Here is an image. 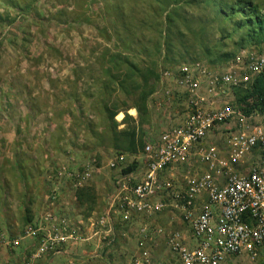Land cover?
I'll use <instances>...</instances> for the list:
<instances>
[{
    "label": "rangeland",
    "instance_id": "rangeland-1",
    "mask_svg": "<svg viewBox=\"0 0 264 264\" xmlns=\"http://www.w3.org/2000/svg\"><path fill=\"white\" fill-rule=\"evenodd\" d=\"M181 2L169 19L170 5L162 0H0V264H27L38 240L21 237L41 212L33 209L46 210L53 186L66 193L63 199H71L70 184L56 178L59 170L80 172L95 161L98 171L81 188L90 202L85 197L79 204L73 201L87 216L113 194L117 172L106 164L131 154L121 132L134 128V139L144 145L181 116V102L168 107L160 95L154 96L161 86V92H173L171 82L160 84L165 70L175 73L182 64H198L223 73L234 70L236 58L245 61L250 53H264V42L254 44L245 29L236 28L240 15L232 11L251 2L263 14L264 0ZM223 9L226 19L219 14ZM236 107L242 118L212 133L207 145L221 149L226 133L253 126L244 105L236 102ZM111 113L118 133L108 118ZM258 155L252 151L242 170ZM193 159L190 167L197 162ZM134 162L129 158L123 169L137 176L142 161L131 166ZM64 208L68 214L74 210ZM19 238L17 248L3 245ZM77 250L75 245L67 255ZM237 261L248 264L243 258L233 264Z\"/></svg>",
    "mask_w": 264,
    "mask_h": 264
},
{
    "label": "built area",
    "instance_id": "built-area-1",
    "mask_svg": "<svg viewBox=\"0 0 264 264\" xmlns=\"http://www.w3.org/2000/svg\"><path fill=\"white\" fill-rule=\"evenodd\" d=\"M243 58L245 61L236 58L231 65L234 70L223 73L198 64H182L175 73L165 70L160 84L171 82L173 92H161V86L154 96L160 95L168 107L173 101L181 102V116L172 114L179 118L156 139L144 142L137 155L142 161L139 176L122 174L125 155L111 159L106 168L117 172L115 193L105 210L87 226L58 211L61 200H66L58 184L53 186L46 198V210L27 224L21 237L38 240L27 264H35L44 256H61L67 244L96 240L100 246L113 238L117 222L130 225L142 217L160 215L172 207L170 203L184 232L163 228L151 231L142 226L138 230L139 252L131 264H233L239 258L248 264H264V126L260 123L264 108L249 114L248 119L254 122L251 128L242 126L226 133L223 148L207 145L212 133L234 118H242L234 90L250 86L264 68L263 52ZM254 150L259 152L258 158L242 170ZM193 158L198 165L188 173L181 171ZM95 171L96 163L91 160L80 172L59 170L56 178L67 180L75 201L74 193L88 184ZM158 237L164 238L170 255L164 263L152 259ZM3 245L17 248L20 238ZM100 257L96 252L94 258Z\"/></svg>",
    "mask_w": 264,
    "mask_h": 264
},
{
    "label": "crops",
    "instance_id": "crops-1",
    "mask_svg": "<svg viewBox=\"0 0 264 264\" xmlns=\"http://www.w3.org/2000/svg\"><path fill=\"white\" fill-rule=\"evenodd\" d=\"M140 153L134 155H128V156L125 154L123 155L127 157V161L129 158L132 161H135L134 163L131 164L132 166L133 164L135 165L137 163V160H141L137 157V155H139ZM196 164H192L191 167L189 165L182 166L180 170L185 173H188L190 172L189 169L192 170ZM141 168L139 169V172L141 171ZM129 174H132L135 178L139 176V174L137 176L135 175V171H130L125 175H129ZM40 179L39 178L34 179L37 182V184H39V187L41 183ZM39 187L37 186V188ZM37 191L38 190H36L34 193H36ZM114 193L115 190L113 191L111 197L114 195ZM65 194L66 193L64 192V195ZM109 198L110 197L106 199L104 198L103 203L101 202L102 206L100 208L99 207L96 209L91 208L90 209L91 211L87 216H83L81 209L82 207H80L78 204H75V202H73L72 199L66 201V203L61 202L59 204V211L60 212L64 211L67 214V216L70 219H72V221L74 222L80 221L84 223L85 226H87L92 218H94L96 215L100 214L105 210ZM39 201L35 200L36 202L35 204H38L36 207L40 206ZM201 201H199V204ZM46 205L47 204H45V206L43 205V207H46ZM68 205L72 206L74 209L72 214H68L69 208H64L65 206ZM170 206L172 207L160 215L154 217H142L141 219L135 220L130 225H124L117 222L114 225L113 238L100 244V246L98 245L96 240H92L90 243L78 244L77 249L79 250H77L78 252L77 251L73 252L74 254L72 257H70L71 255L68 256L67 254L73 251V246L63 250L61 256H57V257L44 256L38 262L40 264H70L71 261H73L74 264H131L133 258L139 252V243L141 240L138 238V230L142 226H146L149 230L151 229V231L154 228H163L171 232L173 231L174 232L180 231L182 233L184 232V225L179 219L177 210L173 208L174 207L173 204L170 203ZM42 209L43 208L41 206L38 209H33V210H38L42 212ZM41 212L38 215L33 216V219L31 221L35 220L37 216L41 214ZM155 244H157V247L151 253L153 261H159L163 263L169 261L170 255L167 253L165 249L164 238L158 237V239L155 241ZM96 252L100 254L102 253V256L99 259L94 258ZM65 255L66 257H64Z\"/></svg>",
    "mask_w": 264,
    "mask_h": 264
},
{
    "label": "trees",
    "instance_id": "trees-1",
    "mask_svg": "<svg viewBox=\"0 0 264 264\" xmlns=\"http://www.w3.org/2000/svg\"><path fill=\"white\" fill-rule=\"evenodd\" d=\"M163 2L164 3L167 2L166 4L170 5L167 8V10H169L168 12L169 19L172 18L171 16H173L174 13H176V8L173 7H176L177 4L182 3L181 0H162V3ZM237 6L239 11L236 10L235 8L236 6L232 8L233 9L232 11L237 12L236 15H240V19L237 22L236 28H238L239 30L245 29L246 37L249 38V40L252 41V43L260 44L264 42V12L263 14H260L258 7L256 5H253L251 2H242ZM219 14L221 16V19H226L227 12L224 9L221 10ZM167 49L169 50V48H166V50ZM224 57L229 58L230 55L225 54ZM234 94H235V101L238 104L244 105L245 107L244 110L246 115H248L249 113H251L253 110L256 109L262 110L264 108V68L262 72L254 79L249 89L240 92L238 91L236 93L234 92ZM140 101L142 103L143 111H146L145 98L142 97ZM115 116H116L115 113H111L108 115V118L113 123L114 133H118L116 132V123L114 122ZM125 119H129V118H126L125 116ZM128 131L129 130H125L124 132H121V134L125 136L126 139L129 140L128 142H126L125 145L126 150L131 152L130 155L140 153L143 148V145L141 144L140 141H136L134 139V128L131 129V133H128ZM124 171L128 172L129 169L127 168ZM85 190L86 189H79L74 193V196L76 198V203L79 204L82 198L86 196ZM85 199L87 202H90V200L87 197H85Z\"/></svg>",
    "mask_w": 264,
    "mask_h": 264
}]
</instances>
